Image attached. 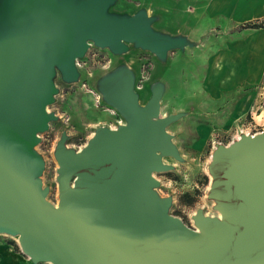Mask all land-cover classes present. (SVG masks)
I'll return each mask as SVG.
<instances>
[{
    "label": "water",
    "instance_id": "95a60500",
    "mask_svg": "<svg viewBox=\"0 0 264 264\" xmlns=\"http://www.w3.org/2000/svg\"><path fill=\"white\" fill-rule=\"evenodd\" d=\"M177 1V0H175ZM118 0H0V234L18 237L32 264H264V128L214 143L207 199L194 228L169 213L153 174L174 170L163 158L185 159L167 127L184 112L160 116L165 82L148 85L141 103L135 71L125 62L100 74L95 89L122 122L93 128L83 146L62 131L53 149L57 203L47 200L38 134L60 120L59 75L81 76L77 60L91 46L120 57L131 48L166 63L171 51L199 41L160 30L158 14L112 8Z\"/></svg>",
    "mask_w": 264,
    "mask_h": 264
},
{
    "label": "rangeland",
    "instance_id": "374dc122",
    "mask_svg": "<svg viewBox=\"0 0 264 264\" xmlns=\"http://www.w3.org/2000/svg\"><path fill=\"white\" fill-rule=\"evenodd\" d=\"M189 4L184 0H118L113 11L134 13L145 7L147 11L161 15V21L155 28L171 33L186 32L199 41L185 52L171 51L166 63L159 62L148 51L131 48L126 54L116 57L107 49L91 46L84 58L77 60L81 74L74 84L63 83L59 75L55 86L59 92L55 102L47 107V112H54L59 121L50 122L49 128L40 134L36 150L43 155L45 168L41 179L43 186L49 187L47 200L57 203V163L53 149L62 131H67L71 138L68 146L79 148L84 145L94 127L99 125L115 126L122 118L111 107L101 101L95 89V80L103 72L121 62L127 63L136 74L135 91L141 103L149 97L148 85L162 79L166 88L160 100V116L169 113L184 112L185 116L170 124L167 131L174 135L180 155L185 159L179 162L171 157L163 158L164 163L175 166L168 172L154 173L159 182L156 188L162 197L172 196L169 213L180 218L187 226L194 228L191 216L201 208L204 215L217 216L212 209L213 201L207 199L210 176L207 165L214 143H230L240 132L256 133L264 128V114L259 120L250 117H232V109L225 108L227 103L235 101L241 89L223 96L213 102L206 85V79L215 66L212 59L217 52L234 49L235 41L242 39L247 32H236L234 23L223 18L209 19L204 12L205 0H196ZM239 50L243 46H238ZM212 57V58H211ZM264 107V97L261 101ZM233 107V104L231 105ZM0 245H7L12 253L0 252V264H32L18 244L17 236L0 234ZM37 264H51L40 262Z\"/></svg>",
    "mask_w": 264,
    "mask_h": 264
},
{
    "label": "crops",
    "instance_id": "0c3cea01",
    "mask_svg": "<svg viewBox=\"0 0 264 264\" xmlns=\"http://www.w3.org/2000/svg\"><path fill=\"white\" fill-rule=\"evenodd\" d=\"M184 1L198 7V3L194 2L196 0ZM204 4V12L209 19L223 18L231 21L235 31L237 25L264 20V0H205ZM242 32L247 34L233 43L234 49L229 47V51L212 55L216 68L213 67L208 75L206 85L213 102L220 101L225 95L230 98L231 94L240 92L245 87L250 89L240 92L237 99L227 103L225 108L233 110V118L250 117L259 120L264 114V107L261 105L264 97V27L244 29ZM176 33L190 37L186 32ZM240 45L243 46L241 50L238 47ZM1 251L12 253L7 245H0Z\"/></svg>",
    "mask_w": 264,
    "mask_h": 264
},
{
    "label": "trees",
    "instance_id": "16d2710c",
    "mask_svg": "<svg viewBox=\"0 0 264 264\" xmlns=\"http://www.w3.org/2000/svg\"><path fill=\"white\" fill-rule=\"evenodd\" d=\"M264 27V20L261 22H246L244 24L237 25L236 31H242L244 29H258Z\"/></svg>",
    "mask_w": 264,
    "mask_h": 264
},
{
    "label": "bare ground",
    "instance_id": "6f19581e",
    "mask_svg": "<svg viewBox=\"0 0 264 264\" xmlns=\"http://www.w3.org/2000/svg\"><path fill=\"white\" fill-rule=\"evenodd\" d=\"M215 66H216V65H215ZM214 68H216V67H214ZM215 70H216V69H215ZM218 70H219V69H218ZM222 70H223V69H222ZM217 72H219V71H217ZM219 73H220V72H219ZM219 73H218V74H219ZM211 75H212V74H211ZM213 75H214V74H213ZM216 76H217V75H216ZM219 76H220V75H219ZM219 76H218V77H219Z\"/></svg>",
    "mask_w": 264,
    "mask_h": 264
},
{
    "label": "built area",
    "instance_id": "2783aa9c",
    "mask_svg": "<svg viewBox=\"0 0 264 264\" xmlns=\"http://www.w3.org/2000/svg\"><path fill=\"white\" fill-rule=\"evenodd\" d=\"M250 133V132H249Z\"/></svg>",
    "mask_w": 264,
    "mask_h": 264
}]
</instances>
